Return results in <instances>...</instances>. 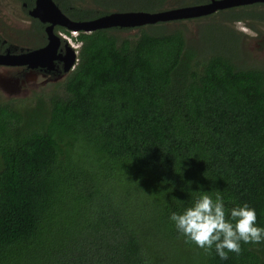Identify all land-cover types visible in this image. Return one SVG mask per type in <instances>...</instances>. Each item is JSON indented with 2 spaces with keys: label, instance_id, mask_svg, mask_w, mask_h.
I'll return each instance as SVG.
<instances>
[{
  "label": "trees",
  "instance_id": "trees-1",
  "mask_svg": "<svg viewBox=\"0 0 264 264\" xmlns=\"http://www.w3.org/2000/svg\"><path fill=\"white\" fill-rule=\"evenodd\" d=\"M53 1L85 21L207 0ZM165 23L80 32L60 93L0 101V264H264V243L222 260L170 219L219 192L264 227V67L238 64L228 23L202 30L232 41L215 51Z\"/></svg>",
  "mask_w": 264,
  "mask_h": 264
},
{
  "label": "flooded vegetation",
  "instance_id": "flooded-vegetation-1",
  "mask_svg": "<svg viewBox=\"0 0 264 264\" xmlns=\"http://www.w3.org/2000/svg\"><path fill=\"white\" fill-rule=\"evenodd\" d=\"M15 1L20 2L19 0H15ZM210 1L211 0H207L206 2H203L201 4H205ZM20 4L22 6V11L26 15L25 17L30 21L29 28L26 31L25 35L17 37L16 40H6L1 36L2 33H0V55H7L6 59L3 58L0 61V80L1 79L11 80V83L16 84L17 86L13 90H18L19 94H21L20 96L22 95L30 96L33 95L34 92H37L42 88L44 90L45 89L44 87L46 85L54 84L59 86L64 83L68 75L73 71V70L67 72L64 71L66 65V59H67L66 47L69 46L71 49L72 48L78 49L80 43L77 46L72 44L69 35L73 32L66 30L65 28L60 29L62 28L60 26H55L53 31L57 36H59L60 42L55 51V56L53 59H51L48 63H43L42 66L39 65L37 67L31 68L30 62L28 60L24 61V58L22 59L15 58L14 56H20L32 51L43 49L48 44L47 33L45 30L47 24L42 23L39 19L34 18L30 15V10L33 9L35 5V0H33L31 4H28L27 2H20ZM193 5H198V4H193ZM187 6H191V5H187ZM168 9H172V8H168ZM227 10H234L238 12L242 11L244 13H247V16L244 15V18L232 20L230 21V23H228L226 22V15H225L228 14L226 13L228 12ZM216 15L217 16L221 15L222 18L220 21H224L229 25H235L236 23H244L248 28L256 31L254 26H252L254 22H259L261 24H264V3L256 2L247 5H240L233 8L217 10L212 14L199 18L183 19V20H176L170 22H177V21L189 22L198 19H205L210 17L213 18V16ZM260 18H263V20H261ZM30 84H32L33 86L30 87ZM4 98L7 101L22 100V98L19 97L6 96V95H4Z\"/></svg>",
  "mask_w": 264,
  "mask_h": 264
},
{
  "label": "water",
  "instance_id": "water-1",
  "mask_svg": "<svg viewBox=\"0 0 264 264\" xmlns=\"http://www.w3.org/2000/svg\"><path fill=\"white\" fill-rule=\"evenodd\" d=\"M264 0H211L205 4L176 7L156 12L130 11V12H113L95 19L85 21H75L64 14L53 0H35L30 15L39 19L42 23L47 24L46 33L48 44L43 49L29 52L24 55L14 56L15 58H24V61L30 62V67L34 68L48 63L55 56V51L60 42L59 36L54 33V27L60 26L71 32L91 33L100 29L113 27L136 29L144 25L155 24L158 22H170L183 19L199 18L214 13L217 10L233 8L240 5H247ZM66 65L64 71L73 70L78 62V49L66 47ZM7 55H0V61ZM13 58V57H12ZM33 85L30 84V87ZM17 86L11 83V80H0V93L6 96H15L22 98L18 90H13ZM10 90V91H9ZM13 90V91H12ZM30 93V92H29ZM24 94V93H22Z\"/></svg>",
  "mask_w": 264,
  "mask_h": 264
},
{
  "label": "clouds",
  "instance_id": "clouds-1",
  "mask_svg": "<svg viewBox=\"0 0 264 264\" xmlns=\"http://www.w3.org/2000/svg\"><path fill=\"white\" fill-rule=\"evenodd\" d=\"M170 219L186 242L194 243L208 254L214 248L222 260L228 259L230 252L239 255L241 242L264 243V227L257 226L255 209L245 202L226 212L219 192L215 199L204 192L182 213L173 212Z\"/></svg>",
  "mask_w": 264,
  "mask_h": 264
},
{
  "label": "rangeland",
  "instance_id": "rangeland-1",
  "mask_svg": "<svg viewBox=\"0 0 264 264\" xmlns=\"http://www.w3.org/2000/svg\"><path fill=\"white\" fill-rule=\"evenodd\" d=\"M26 15L22 11L20 2L15 0H0V33L6 40H16L17 37L25 35L29 28L30 21L25 17ZM221 15L213 16L205 19H198L193 21H177L165 23V28L168 30H176L180 28L184 30L188 42L191 46L199 47L200 43H205L207 51H215L217 49L231 48L232 41L228 40L223 31L220 28H214L209 32V29L205 32L202 37V30L209 23H221ZM255 30L248 28L244 23H236L230 25L231 29L239 35V46H240V60L238 64L264 67V24L254 22L252 25ZM138 29H130L121 31L120 34L123 36H135L138 33ZM78 33H71L69 38L72 44L77 46L79 42L75 40ZM204 38L209 40H204ZM61 85H46L43 90L34 92L33 95L24 96L20 100L21 105L32 106L39 97H49L53 93H60ZM5 100L4 95L0 93V101Z\"/></svg>",
  "mask_w": 264,
  "mask_h": 264
}]
</instances>
